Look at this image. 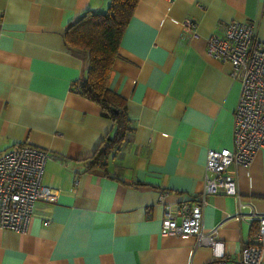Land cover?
Returning a JSON list of instances; mask_svg holds the SVG:
<instances>
[{
    "label": "crops",
    "instance_id": "0c3cea01",
    "mask_svg": "<svg viewBox=\"0 0 264 264\" xmlns=\"http://www.w3.org/2000/svg\"><path fill=\"white\" fill-rule=\"evenodd\" d=\"M109 0H0V155L16 145L45 150L37 200L23 232L0 228V264H202L215 257L188 234L160 233L165 205L193 204L208 148L231 147L240 83L207 54V38L230 20L256 22L264 42V0H139L108 78L126 101L134 130L103 167L88 169L112 122L74 88L86 59L64 32ZM195 21L196 36L183 21ZM242 202L264 214V148L231 165ZM237 200L210 194L203 229L216 228L223 256L253 242ZM45 220H49L45 224ZM264 264V257L263 263Z\"/></svg>",
    "mask_w": 264,
    "mask_h": 264
},
{
    "label": "built area",
    "instance_id": "2783aa9c",
    "mask_svg": "<svg viewBox=\"0 0 264 264\" xmlns=\"http://www.w3.org/2000/svg\"><path fill=\"white\" fill-rule=\"evenodd\" d=\"M195 21L185 18L184 30L196 36ZM256 22L230 20L222 33L207 38L208 55L228 62L230 74L240 83L234 108L231 147L208 148L201 196L191 204L165 205L160 233L188 234L197 244H207L215 257L202 264H262L264 257V214L253 209L243 211L231 165H247L255 152L264 148V42L257 38ZM50 155L30 145H16L0 155V228L18 232L27 229L37 200L55 202L57 193L42 186L45 163ZM225 194L236 198L237 219H246L252 227L253 242L242 245L237 257L223 256L222 243L215 239L216 228L203 229L202 206L206 196ZM49 220H45L48 224Z\"/></svg>",
    "mask_w": 264,
    "mask_h": 264
},
{
    "label": "trees",
    "instance_id": "16d2710c",
    "mask_svg": "<svg viewBox=\"0 0 264 264\" xmlns=\"http://www.w3.org/2000/svg\"><path fill=\"white\" fill-rule=\"evenodd\" d=\"M138 1L109 0L105 10L84 11L64 32L67 47L86 59L85 71L73 87L95 101L101 114L112 122L111 133L90 157L88 169L104 167L107 159L124 147L126 136L134 130L125 98L110 89L108 78L121 36Z\"/></svg>",
    "mask_w": 264,
    "mask_h": 264
}]
</instances>
